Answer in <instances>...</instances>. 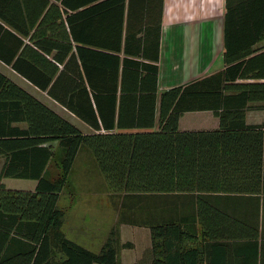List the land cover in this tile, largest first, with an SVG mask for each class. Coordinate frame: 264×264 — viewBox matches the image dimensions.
Listing matches in <instances>:
<instances>
[{
  "label": "trees",
  "instance_id": "1",
  "mask_svg": "<svg viewBox=\"0 0 264 264\" xmlns=\"http://www.w3.org/2000/svg\"><path fill=\"white\" fill-rule=\"evenodd\" d=\"M162 2L0 0L15 33L0 57L90 128L0 72V264H119L115 234L93 252L62 230L58 201L81 148L121 193V223L148 235L132 264H264V120L245 123L264 109V0H225L223 68L157 96ZM202 110L217 129L178 128Z\"/></svg>",
  "mask_w": 264,
  "mask_h": 264
},
{
  "label": "crops",
  "instance_id": "2",
  "mask_svg": "<svg viewBox=\"0 0 264 264\" xmlns=\"http://www.w3.org/2000/svg\"><path fill=\"white\" fill-rule=\"evenodd\" d=\"M224 3L225 0H163L157 62V96L164 90L186 85L223 68L221 53L223 50ZM11 33H14L12 29L0 18V54L5 56H8L11 49L14 48L10 47L14 42L11 39ZM21 40L24 44L32 45L28 37H21ZM20 50L21 48L18 49L17 54ZM10 65L0 57V72L2 74L63 118L68 117L69 121L79 120L74 114L50 98L45 91L40 90L18 74ZM23 84L28 88H24ZM263 120L264 109H247L245 111L246 124H258ZM218 126L219 119L211 110L184 112L178 119L180 130H213ZM153 129H157V124ZM80 130L84 133L90 132L89 127L85 131ZM28 181H33V184L28 188L12 189L33 190L36 181ZM258 199L259 208L264 213V193L258 195Z\"/></svg>",
  "mask_w": 264,
  "mask_h": 264
},
{
  "label": "rangeland",
  "instance_id": "3",
  "mask_svg": "<svg viewBox=\"0 0 264 264\" xmlns=\"http://www.w3.org/2000/svg\"><path fill=\"white\" fill-rule=\"evenodd\" d=\"M22 86L28 88L24 84ZM70 122L84 131L88 129L79 120ZM2 162L3 157H0V167ZM61 173L62 165L58 159V162L50 164L49 175L52 179ZM1 182L10 188H28L33 184V181L18 178H2ZM120 197L121 193L108 184L90 151L81 148L58 201L65 214L62 230L67 238L93 252L99 251L104 241L115 234L119 264H132L146 255L149 239L147 233L140 232V227L127 221L121 223ZM112 229H115L114 233Z\"/></svg>",
  "mask_w": 264,
  "mask_h": 264
}]
</instances>
